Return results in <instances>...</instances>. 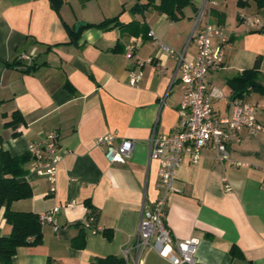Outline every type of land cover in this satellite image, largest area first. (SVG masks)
Returning <instances> with one entry per match:
<instances>
[{"label":"crops","instance_id":"crops-1","mask_svg":"<svg viewBox=\"0 0 264 264\" xmlns=\"http://www.w3.org/2000/svg\"><path fill=\"white\" fill-rule=\"evenodd\" d=\"M215 1L216 6L205 7L203 18L217 24L212 11L223 15L227 43L222 67L208 75V84L222 95L212 99L215 115L228 117L233 100L228 78L251 69L259 59L264 84V33L248 28L241 18L258 19L264 29V9L257 10L252 2L240 9L237 0ZM203 3L191 0L182 17L172 21L152 8L132 12L135 0H62L57 11L48 0H0V152L26 155L30 142L56 132L60 154L53 193L44 178L28 173L29 161L24 166L27 172L20 181L31 186L32 196L12 202L10 209L38 217L56 207L59 211L54 223L41 225V243L18 248L12 264H91L107 256L120 258V250L132 242L142 205L150 207L159 194L158 163L149 157L148 140L154 129L157 135L174 132L182 97L181 85L170 84L175 61L146 34L153 31L166 46L180 51ZM229 4L236 11L232 23L226 14ZM114 17L123 25L135 24L87 27ZM80 22L84 25L76 32ZM134 39L140 40L139 46L135 57L128 58L124 46ZM212 44L218 40L212 39ZM196 53L191 42L184 59L190 62ZM21 54L32 61H19ZM136 58L144 64L139 66ZM158 62L167 68L164 74L156 71ZM26 67L30 72L23 71ZM132 71L142 75L135 87L129 85ZM240 99L256 107L264 126V95L249 90ZM14 114L22 121L12 126ZM106 135L134 141L124 164L105 160L96 140ZM228 150L233 163L224 165L216 162L210 146L202 149L196 164L184 158L164 222L173 239L199 241L196 264H264V134L242 131ZM91 208L98 215V234L82 226ZM4 211L0 205V237L11 232ZM78 237L82 247L74 245ZM139 264L170 263L144 249Z\"/></svg>","mask_w":264,"mask_h":264},{"label":"built area","instance_id":"built-area-1","mask_svg":"<svg viewBox=\"0 0 264 264\" xmlns=\"http://www.w3.org/2000/svg\"><path fill=\"white\" fill-rule=\"evenodd\" d=\"M215 0H204L202 8L194 18V26L186 45L176 51L162 43L153 31L146 36L158 48L176 63L171 85L178 83L182 88L179 103V121L174 132L168 135H157L153 130L149 140V157L158 163L159 194L150 207L142 205L138 226L132 242L120 250V259L127 264H139L140 253L144 249L154 250L161 258L170 264H196L195 254L199 244L196 238L185 240L173 239L170 230L165 225V212L170 195L177 193L174 186L176 172L188 157L196 164L205 147H212L216 151V162L219 165L233 163L228 150L229 145L239 142L240 133L246 131L249 135L264 134V126L256 117V107L243 102L241 99L231 101V113L228 117H218L212 107V99L221 98V93L209 87L208 75L217 72L223 64V46L227 43L224 28L203 18L205 7L216 6ZM246 26L262 30L258 19L250 20L241 17ZM212 39L218 44L213 45ZM139 39L131 40L124 46L125 56L135 57L139 46ZM193 42L197 53L188 62L184 55L188 45ZM139 66L143 65L137 58ZM19 61L30 62L32 57L21 54ZM149 59L147 62H152ZM155 69L164 74L167 68L156 63ZM142 81L141 73H129V85L137 86ZM170 89H168L169 93ZM164 100H162V103ZM56 132H49L39 142H30L26 152L29 156L30 167L28 173L44 178L49 183L50 192L55 191L56 173L60 162ZM96 145L103 149L105 160L110 163L124 164L130 159L134 150V141L121 139L116 141L112 135H106L96 140ZM240 166V163H235ZM264 192V177L260 183ZM226 191H230L226 187ZM70 205V204H69ZM68 206V205H66ZM59 207L52 209L39 217L41 225L54 223L53 215ZM82 226L92 234L101 232L96 225V219L90 213L84 219Z\"/></svg>","mask_w":264,"mask_h":264},{"label":"trees","instance_id":"trees-1","mask_svg":"<svg viewBox=\"0 0 264 264\" xmlns=\"http://www.w3.org/2000/svg\"><path fill=\"white\" fill-rule=\"evenodd\" d=\"M54 10L62 5V0H48ZM136 4L131 8L132 12H143L149 8L165 14L170 20L176 21L182 17V10L190 5L191 0H146V4H140L141 0H135ZM250 2L254 3L257 10L264 9V0H237V7L240 9L247 8ZM212 16L216 17L217 24L224 23L223 15L212 11ZM135 23L123 25L118 22V17L107 19L97 25H87V27H94L98 29H109L114 27L126 28L133 26ZM264 33V29L258 31ZM75 36V37H74ZM72 35V40L77 38L78 34ZM19 64V62H15ZM259 59L255 61L251 69L244 70L240 74H236L227 79V85L231 89L232 99H240L249 90L261 93L264 95V84L260 83V67ZM24 72H30L26 67ZM22 121L18 114H14L10 125L19 124ZM0 156L3 165V176L0 179V205L5 207L4 220L7 225L11 227V232L8 236L0 237V264H12V257L15 255L16 250L20 247L35 246L42 241V231L39 217L33 213H18L10 209V205L14 201L28 199L32 196V188L27 182L20 181V178L26 174L24 168L25 164L29 161V156L22 155L12 157L8 152L1 151ZM90 215L94 216L97 222V212L91 208ZM103 235L110 237V233L103 231ZM83 241L76 238L74 245L82 247ZM91 264H124L122 259L107 256L98 258Z\"/></svg>","mask_w":264,"mask_h":264},{"label":"rangeland","instance_id":"rangeland-1","mask_svg":"<svg viewBox=\"0 0 264 264\" xmlns=\"http://www.w3.org/2000/svg\"><path fill=\"white\" fill-rule=\"evenodd\" d=\"M235 8L232 7L231 4H229V7L227 8L226 14L228 16V23H232L235 21Z\"/></svg>","mask_w":264,"mask_h":264},{"label":"water","instance_id":"water-1","mask_svg":"<svg viewBox=\"0 0 264 264\" xmlns=\"http://www.w3.org/2000/svg\"><path fill=\"white\" fill-rule=\"evenodd\" d=\"M83 25H84V23H82V22L77 23L76 28H75V31L77 32L78 29H79V27H80V26H83Z\"/></svg>","mask_w":264,"mask_h":264}]
</instances>
